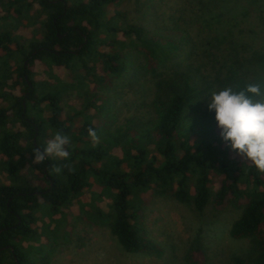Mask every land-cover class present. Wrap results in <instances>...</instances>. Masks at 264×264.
<instances>
[{
    "label": "trees",
    "instance_id": "16d2710c",
    "mask_svg": "<svg viewBox=\"0 0 264 264\" xmlns=\"http://www.w3.org/2000/svg\"><path fill=\"white\" fill-rule=\"evenodd\" d=\"M121 1L0 0V264H53L59 230L83 217L108 226L126 252L159 255L145 224L157 198L200 215L238 211L229 237L250 242L239 264H264V173L222 141L207 107L226 86L264 90V43L236 47L251 9L197 0L186 26L156 25L111 13ZM196 19L211 36L201 51ZM135 86L150 95L123 116L116 89ZM57 131L70 137V158L33 163ZM188 260L201 264L200 250Z\"/></svg>",
    "mask_w": 264,
    "mask_h": 264
},
{
    "label": "rangeland",
    "instance_id": "374dc122",
    "mask_svg": "<svg viewBox=\"0 0 264 264\" xmlns=\"http://www.w3.org/2000/svg\"><path fill=\"white\" fill-rule=\"evenodd\" d=\"M255 1L258 4L253 8L249 4L251 0H236L239 15L251 9V15L241 25L240 35L243 40L236 46L239 52L248 53V48L257 44L256 37H259V44L264 43V0ZM197 2L123 0L111 8V13H125L131 22L153 21L156 25H162L164 22L181 20L186 26L196 12V6L193 5ZM195 24L196 28L190 35L198 51H201L211 36L203 30V20L200 23L196 19ZM226 56H229L227 51ZM199 57L195 60L199 61ZM239 58L242 57L239 55ZM232 59L235 61V58ZM145 87L116 89L119 94L114 96V102L123 111V116L137 114L136 109L142 104L141 100L150 95L148 86ZM237 217L238 211L234 209L217 213L209 208L200 215L191 205L157 198L146 211L145 224L149 239L161 249L159 255L126 252L108 226L93 223L84 217L83 220H71L72 229L68 225L63 226L48 251L52 250L53 264H190L188 256L196 250L202 254L201 264H239L240 259L245 262L248 260L250 242L236 241L229 237L230 225Z\"/></svg>",
    "mask_w": 264,
    "mask_h": 264
},
{
    "label": "clouds",
    "instance_id": "9594fccd",
    "mask_svg": "<svg viewBox=\"0 0 264 264\" xmlns=\"http://www.w3.org/2000/svg\"><path fill=\"white\" fill-rule=\"evenodd\" d=\"M207 107L215 113L222 141L245 163L264 173V90L261 86L249 83L240 90H234L231 86L214 90ZM88 136L93 142L99 140L92 128L88 129ZM69 144L70 137L57 131L42 150L39 147L33 150V163H44L49 157L68 160ZM63 167L74 171L68 165H55L50 171L59 174Z\"/></svg>",
    "mask_w": 264,
    "mask_h": 264
},
{
    "label": "flooded vegetation",
    "instance_id": "af4514ba",
    "mask_svg": "<svg viewBox=\"0 0 264 264\" xmlns=\"http://www.w3.org/2000/svg\"><path fill=\"white\" fill-rule=\"evenodd\" d=\"M55 24H56V21H55ZM58 35V37L60 38V39H62L63 37H64V35L62 36V35H60L59 33L57 34ZM83 36H84V40H85V43H87V36L86 35H84V34H82ZM81 48V47H80ZM39 50H45L44 48H41V49H39ZM49 51H52V50H50V49H48ZM37 54V51H34L33 52V55H36Z\"/></svg>",
    "mask_w": 264,
    "mask_h": 264
},
{
    "label": "water",
    "instance_id": "95a60500",
    "mask_svg": "<svg viewBox=\"0 0 264 264\" xmlns=\"http://www.w3.org/2000/svg\"><path fill=\"white\" fill-rule=\"evenodd\" d=\"M26 66V65H25ZM30 84V83H29ZM31 85V84H30ZM35 146H36V141L34 142Z\"/></svg>",
    "mask_w": 264,
    "mask_h": 264
}]
</instances>
